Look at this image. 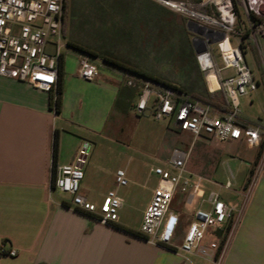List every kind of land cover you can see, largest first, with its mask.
I'll return each mask as SVG.
<instances>
[{
  "label": "crops",
  "instance_id": "obj_1",
  "mask_svg": "<svg viewBox=\"0 0 264 264\" xmlns=\"http://www.w3.org/2000/svg\"><path fill=\"white\" fill-rule=\"evenodd\" d=\"M178 29L184 39L177 46L184 53L178 55V51L172 57L184 73L186 88L182 89L203 97L222 95L226 105H216L222 115L231 109L230 101L224 92H208L197 63L199 47L193 42V34L188 37L182 27ZM67 48L70 52L64 54L60 62L56 90L40 91L28 82L0 76V248L5 244L4 251L11 248L18 251L15 257L0 251V264H213L195 253L185 259L173 249L151 245L135 235L141 231L144 213L159 178L155 175V187L144 186L143 197L140 185L135 182L142 168L135 166L129 170V183L131 181L133 186L119 187L116 183L118 172L111 170L114 162L111 157H106L103 167L97 170V139L105 137L107 141H115L116 131L124 130V116L130 110L135 112L138 91L126 85L123 69L105 62L97 63L100 76L95 81L81 79L77 75L80 52L69 45ZM253 50L246 52V60L259 89L255 97L249 98L250 105H241L240 101L244 127L264 126V105H254L260 91H264V79ZM248 55L252 57L253 66ZM59 87L62 102L57 111L55 101ZM146 116L153 118L151 113L143 117ZM168 125L169 134L177 131L174 145L190 152L188 170L206 179L203 182L205 192L220 193L227 204L241 203L250 173L260 158L261 146H250L244 139L219 143L206 135L196 138L191 132L178 130L173 121L169 120ZM56 133L59 138L57 156L54 155ZM239 160L238 167L241 164L246 167L245 179L238 188L231 182V188L226 189L224 185L231 181L230 178L227 177L225 183L215 178L225 166L235 178L232 167ZM70 164L84 170L80 193L91 203L99 205L109 191L117 192L123 205L116 223L102 224L94 215L70 207L72 197L52 187L55 168ZM111 175L115 177L112 182L109 181ZM196 206L191 208L189 220L184 218L187 211L174 209L182 214L176 245H180L193 221ZM128 212H133V216ZM220 235L221 232L210 230L207 240ZM223 262L264 264V173L252 187Z\"/></svg>",
  "mask_w": 264,
  "mask_h": 264
},
{
  "label": "built area",
  "instance_id": "obj_2",
  "mask_svg": "<svg viewBox=\"0 0 264 264\" xmlns=\"http://www.w3.org/2000/svg\"><path fill=\"white\" fill-rule=\"evenodd\" d=\"M153 1L188 19L193 42L199 47L196 59L208 92H224L231 109L219 115L216 106L190 93L127 73L126 85L138 91L135 113L139 116L151 113L156 120L173 121L178 130L191 132L196 138L206 135L219 143L244 139L250 146H261V154L243 201L227 204L220 193L205 192L204 176L188 170L190 152L173 149L168 168L155 167L152 170L159 182L144 213L140 234L147 243L171 248L185 259L195 253L213 264H222L242 220L252 187L264 173V126L244 127L239 109L240 98L259 89L246 60L250 48L258 53L264 79L261 48L264 42V0ZM64 20L65 0H0V76L28 82L40 91L56 90L63 49L68 47ZM79 54L77 75L85 81H95L100 76L98 65L88 53ZM211 73L217 80L215 89L211 86ZM84 175L79 166H57L52 187L72 197L70 207L94 215L102 224L116 223L123 205L120 196L111 190L100 205L91 203L80 193ZM116 179L119 187L129 184L123 170L117 173ZM231 186V181H227L224 188L230 189ZM177 193L182 194L188 206L198 200L194 219L180 245H176V241L182 214L172 208ZM210 230L221 232V235L207 240ZM4 246L1 245V252L10 257L17 256L16 249L4 251Z\"/></svg>",
  "mask_w": 264,
  "mask_h": 264
},
{
  "label": "rangeland",
  "instance_id": "obj_3",
  "mask_svg": "<svg viewBox=\"0 0 264 264\" xmlns=\"http://www.w3.org/2000/svg\"><path fill=\"white\" fill-rule=\"evenodd\" d=\"M154 4L159 5L153 0H65V40L95 53L91 57L96 64H103L105 62L103 57L106 56L185 89L183 82L186 81L182 77L184 73L180 64L173 61L172 55L180 51L177 45L184 39L178 27H182L186 36L190 37L192 26L187 18L160 5L156 8ZM261 48L264 55V42ZM76 51L84 52L79 49ZM253 51L258 56V53ZM67 52L70 51L66 47L63 49V54ZM183 53L180 51L178 55ZM248 61L253 66L251 55H248ZM127 75V72L123 73L124 80L127 79ZM190 95L213 106L226 105L222 95L217 98ZM250 97H255V94L240 98L241 105H250ZM254 105H264L263 90L260 91L259 99H256ZM168 123L169 120L165 119L158 121L151 116L140 117L130 110L123 118L124 130L116 131L114 142L107 141L105 137L97 139V170L103 167L106 157H111L114 161L112 172L124 170L128 172L127 176L130 180V168L140 166L142 172L136 177L138 179H135V182L140 185V195L143 196L146 191L144 186L155 187L157 183L151 168L157 166L168 168L167 158L173 149H182L178 144L174 145L173 138H177V131L172 130L173 134H169L171 130L168 128ZM239 163L240 160L236 161L234 168L232 167L235 178L225 166L219 177L215 179L225 183L229 177L231 182L235 183L234 187L238 188L246 176V167L243 166L244 164L238 167ZM114 178V175L113 177L111 175L109 181L112 182V179L114 181ZM129 186H133L131 181ZM224 193L226 196L227 192ZM142 196H139L140 199L145 195ZM196 204L198 200L192 206L186 205L182 194L177 193L172 208L184 210L183 213L187 211L184 218L189 220L190 210ZM128 214L131 217L134 213L128 212Z\"/></svg>",
  "mask_w": 264,
  "mask_h": 264
},
{
  "label": "trees",
  "instance_id": "obj_4",
  "mask_svg": "<svg viewBox=\"0 0 264 264\" xmlns=\"http://www.w3.org/2000/svg\"><path fill=\"white\" fill-rule=\"evenodd\" d=\"M65 7H66V5H65ZM68 45L71 46V47H74V48H76V49H79V50H81V51H84L85 53H88V54L91 55V56H92L93 54H95V53H93L92 51H89L88 49H84V48L81 47V46L75 45L74 43L69 42ZM103 60H104L107 64L115 65L116 67H119V68L123 69L125 72H127V73H129V74H131V75L143 76V77H146V78H149V79L155 80V81L160 82V83H163V84H167V85H170V86H174V85H171V84L165 82V81L162 80V79L152 77L151 75H149V74H147V73H144V72L139 71V70H137V69H135V68L129 67L128 65H124L123 63H120V62H118V61H113L112 59H109V58L106 57V56L103 57ZM174 87L177 88V89H179V90H181L182 92H185V90H183V89H181V88H178V87H176V86H174ZM186 93H187V92H186ZM188 94H189V93H188ZM61 95H62V94H61V87H59V88H58V95H57V98H56V101H55V107H56V110H57V111H60V109H61V102H62V96H61ZM262 146H263V144H262ZM58 148H59V138H58V134L56 133L55 136H54V155H55V156H57ZM260 154H261V152H260ZM260 154H259V156H260ZM253 173H254V169H253V170L251 171V173H250V176H249V179H248V183L250 182L252 175H254ZM248 183H247V184H248ZM83 213H85V212H83ZM135 235L138 236V237H140V238H142V239H144L143 236H142L140 233H135ZM169 249H171V248H169Z\"/></svg>",
  "mask_w": 264,
  "mask_h": 264
},
{
  "label": "bare ground",
  "instance_id": "obj_5",
  "mask_svg": "<svg viewBox=\"0 0 264 264\" xmlns=\"http://www.w3.org/2000/svg\"><path fill=\"white\" fill-rule=\"evenodd\" d=\"M210 82H211V86L213 89L218 87L217 80H216L214 73H211V75H210Z\"/></svg>",
  "mask_w": 264,
  "mask_h": 264
}]
</instances>
